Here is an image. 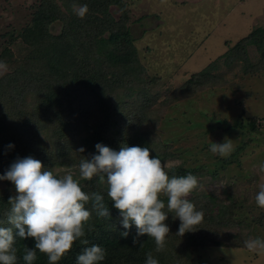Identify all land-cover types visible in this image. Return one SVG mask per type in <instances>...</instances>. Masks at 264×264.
<instances>
[{
  "label": "trees",
  "instance_id": "16d2710c",
  "mask_svg": "<svg viewBox=\"0 0 264 264\" xmlns=\"http://www.w3.org/2000/svg\"><path fill=\"white\" fill-rule=\"evenodd\" d=\"M59 1L60 4L56 0H41L33 5L29 23L6 34L3 37L6 40L0 45V61L6 65L1 67L5 72L0 77V175L17 157L27 156L40 160L43 170L54 172L57 168H67L79 174L80 161L96 152L97 143L116 151L125 145L148 147L151 156L163 159L149 138L152 134L147 135L143 129L148 122L156 121L149 119L147 113L146 105L151 98L143 80V69L138 64L132 34L126 26L127 16L123 14L116 21L109 11L110 6L121 0ZM74 4L88 6L83 18L73 10ZM56 20L63 23V29L58 36H53L48 26ZM250 46L258 53L256 61L248 56ZM224 58L227 66L236 60L241 62L245 75H262L264 27L254 28L228 49ZM214 67L213 63L209 64L196 75L195 82L188 81L177 92V97L192 96L199 86L212 83L210 71ZM136 93L144 102L126 101L136 98ZM249 125L250 130H256L255 120ZM79 138L86 147L83 153L73 151ZM9 144L14 147L9 149ZM166 171L169 176H186L194 170ZM2 181L5 187L0 190V222H3L0 226H7L9 198L16 195V190L11 181ZM80 186L85 193L104 196L110 217H99L90 201L86 208L92 216L85 226V237L81 238L88 244L75 241L56 264H77L78 254L93 244L106 251L101 264H146L149 252L159 264H204L211 247L246 248L240 236L224 231L242 221L237 218L240 204L231 197L228 203L210 193L189 199L197 210L203 211L204 219L183 236L177 234L179 219L169 213L165 223L170 233L164 250L156 252L154 239L146 234L139 237L142 247L133 244L137 235L135 225L130 230L123 228L120 212L107 196L108 186L99 177L82 179ZM161 199L166 202V198ZM89 226L92 231H87ZM124 231H129L126 238L121 236ZM25 246L34 249V238L16 237L17 264H26L23 260ZM33 264H48L47 255L37 250Z\"/></svg>",
  "mask_w": 264,
  "mask_h": 264
},
{
  "label": "rangeland",
  "instance_id": "374dc122",
  "mask_svg": "<svg viewBox=\"0 0 264 264\" xmlns=\"http://www.w3.org/2000/svg\"><path fill=\"white\" fill-rule=\"evenodd\" d=\"M40 1L0 0V45L6 34L29 23L31 8ZM109 11L116 21L127 16L126 26L153 100L145 104L147 113L156 121L143 129L152 134L149 138L162 154L166 170H194L191 174L198 178V187L188 200L209 193L224 203L229 197L238 200L241 224L225 232L237 234L244 242L264 238V208L255 202L258 185L264 183L260 167L264 164V73L245 75L241 62L227 66L224 58L254 28L264 27V0H121ZM62 29L59 20L48 26L53 36ZM247 52L252 61L257 60L254 46ZM212 63V83L199 86L192 96L177 97L188 81L195 82L196 75ZM4 72L0 67V77ZM126 101L144 102L138 96ZM251 120H255V131L250 130ZM225 138L233 144L231 154L212 153L211 144L223 143ZM81 147L86 148L79 138L73 151ZM69 173L82 180L75 170H54L60 176ZM4 187L0 180V190ZM207 251L204 264H264L261 251L231 246Z\"/></svg>",
  "mask_w": 264,
  "mask_h": 264
},
{
  "label": "clouds",
  "instance_id": "9594fccd",
  "mask_svg": "<svg viewBox=\"0 0 264 264\" xmlns=\"http://www.w3.org/2000/svg\"><path fill=\"white\" fill-rule=\"evenodd\" d=\"M73 10L83 18L88 6L74 4ZM0 67H6L4 62L0 61ZM7 147L11 149L14 145ZM95 149V153L80 161V177L84 180L99 177L101 182H106L107 196L119 210L123 228L130 230L134 224L137 229L133 244L142 247L139 237L146 234L154 239L156 252L163 251L170 233L165 223L169 213H174V218L180 221L177 233L180 236L203 222V211L197 210L187 199L198 187L195 175L169 176L165 164L158 156H151L148 147L125 145L116 151L97 143ZM233 150V144L227 138L223 143L210 146V151L221 157L229 156ZM78 151L83 153L85 149L81 147ZM260 167L264 171V164ZM43 169L42 162L32 156L17 157L0 175V180L11 181L16 190V195L9 198L11 208L7 226H0V264H17L16 237L35 240L34 249L24 248L26 264H33L37 250L47 255L48 264H56L71 250L75 241L85 237V226L92 216L86 208L90 201L99 217H110L103 195L85 193L80 181L70 173L60 176ZM258 189L255 202L264 208V183L259 184ZM162 196L166 197V202ZM87 231H92L91 226ZM128 235L129 231L121 232L122 237ZM81 242L88 244L86 239ZM244 244L250 251L264 252V238H250ZM105 257V249L93 244L78 254L77 264H101ZM146 264H159V261L149 252Z\"/></svg>",
  "mask_w": 264,
  "mask_h": 264
}]
</instances>
